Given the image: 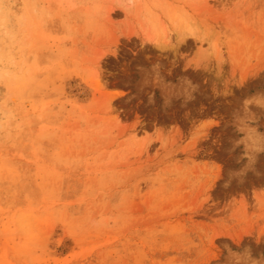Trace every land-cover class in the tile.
Wrapping results in <instances>:
<instances>
[{
  "label": "rangeland",
  "instance_id": "1",
  "mask_svg": "<svg viewBox=\"0 0 264 264\" xmlns=\"http://www.w3.org/2000/svg\"><path fill=\"white\" fill-rule=\"evenodd\" d=\"M0 264H264V0H0Z\"/></svg>",
  "mask_w": 264,
  "mask_h": 264
},
{
  "label": "bare ground",
  "instance_id": "2",
  "mask_svg": "<svg viewBox=\"0 0 264 264\" xmlns=\"http://www.w3.org/2000/svg\"><path fill=\"white\" fill-rule=\"evenodd\" d=\"M178 31V30H177ZM179 32V31H178ZM189 32H191V29L189 30ZM180 35V34H179ZM181 36V35H180ZM185 37V36H184Z\"/></svg>",
  "mask_w": 264,
  "mask_h": 264
}]
</instances>
